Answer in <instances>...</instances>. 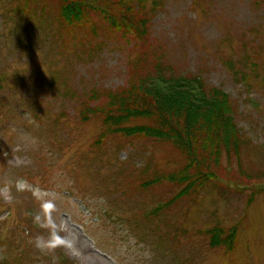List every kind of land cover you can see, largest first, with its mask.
<instances>
[{
  "label": "rangeland",
  "instance_id": "rangeland-1",
  "mask_svg": "<svg viewBox=\"0 0 264 264\" xmlns=\"http://www.w3.org/2000/svg\"><path fill=\"white\" fill-rule=\"evenodd\" d=\"M102 1L125 28L67 25L58 0H0V264H264V0ZM157 71L225 93L243 141L160 210L186 156L104 136L91 113ZM212 228L235 229L231 251L208 246Z\"/></svg>",
  "mask_w": 264,
  "mask_h": 264
},
{
  "label": "trees",
  "instance_id": "trees-1",
  "mask_svg": "<svg viewBox=\"0 0 264 264\" xmlns=\"http://www.w3.org/2000/svg\"><path fill=\"white\" fill-rule=\"evenodd\" d=\"M23 1L27 3L32 0ZM58 3V15L67 25L77 27L84 21L88 22L89 16H94L110 31L125 28L118 21H113L109 16L111 6L102 0H58ZM39 9L42 11L44 7ZM145 26L144 20L134 19L127 20L126 28H132L135 32L133 36L143 41ZM204 90L198 78H174L157 71L151 77L133 84L122 96L111 97L106 107L100 105L91 110L92 115L101 119L104 136L112 134L169 140L186 156L183 173L177 179H169L172 183L185 185L155 210L169 206L171 202L218 178L208 164H216L222 153L236 152L243 143L236 124L228 116L231 110L226 102V94L220 90L215 94L205 91L206 98ZM141 119L151 123L131 125ZM99 143L95 142L96 145ZM208 155L210 160L206 161ZM207 169L208 175L201 174L202 170ZM234 230H207L208 246L231 251L234 246ZM56 262L60 264L63 261Z\"/></svg>",
  "mask_w": 264,
  "mask_h": 264
}]
</instances>
